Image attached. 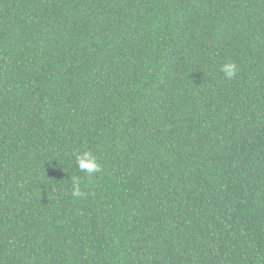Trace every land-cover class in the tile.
<instances>
[{
    "label": "trees",
    "instance_id": "obj_1",
    "mask_svg": "<svg viewBox=\"0 0 264 264\" xmlns=\"http://www.w3.org/2000/svg\"><path fill=\"white\" fill-rule=\"evenodd\" d=\"M0 264H264V0H0Z\"/></svg>",
    "mask_w": 264,
    "mask_h": 264
},
{
    "label": "clouds",
    "instance_id": "obj_2",
    "mask_svg": "<svg viewBox=\"0 0 264 264\" xmlns=\"http://www.w3.org/2000/svg\"><path fill=\"white\" fill-rule=\"evenodd\" d=\"M221 71L227 80H231L238 74L239 69L236 63L227 60L221 65ZM73 155L76 167L87 177L91 178L93 174L101 171V165L92 150L77 151ZM67 180L70 181V194L73 198H80L85 195L84 190H82V177L69 176Z\"/></svg>",
    "mask_w": 264,
    "mask_h": 264
}]
</instances>
